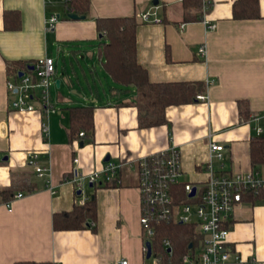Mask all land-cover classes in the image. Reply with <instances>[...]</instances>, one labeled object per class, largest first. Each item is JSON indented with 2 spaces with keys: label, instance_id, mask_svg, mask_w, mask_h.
Segmentation results:
<instances>
[{
  "label": "crops",
  "instance_id": "1",
  "mask_svg": "<svg viewBox=\"0 0 264 264\" xmlns=\"http://www.w3.org/2000/svg\"><path fill=\"white\" fill-rule=\"evenodd\" d=\"M156 2L89 0L84 18L70 19L60 0H0V264H118L124 257L129 264H152L142 251L137 178L126 165L118 171V182L84 187V196L94 198L93 217H86L78 228L52 225L54 212L82 201L70 180L74 167L89 173L106 160L175 145L183 177L203 179L210 133L224 146L225 169L255 168L249 160V140L256 135L255 126L264 129V0H258L259 17L248 18L232 14L233 0H207L202 16L188 21L181 0ZM146 9H154L160 21H142L139 13ZM52 12L59 17L49 28L46 17ZM130 14L137 22L135 58L150 81L198 80L205 88L202 99L195 96L167 105L166 122L149 127L136 120L134 86L117 81L108 71L105 37L99 36L95 24V17ZM202 18L213 26L207 27ZM202 44L203 55L198 51ZM53 49L74 57L78 51L81 58L96 60L98 67L76 61L67 70ZM47 55L55 64L53 88H48L55 109L45 115L37 99L31 100V110L12 109L13 94L6 89V79L13 77L10 69ZM80 104L92 106V127L83 135L70 120V106ZM41 122L48 124L46 137ZM32 150L38 152L37 161L48 166L47 177L38 176L26 163ZM256 169L264 175L259 165ZM4 189L9 190L5 197ZM18 191L22 195L7 209L3 202ZM248 194L232 212L226 242L231 252L219 264H251L252 259L264 264V197ZM162 259L157 264H167Z\"/></svg>",
  "mask_w": 264,
  "mask_h": 264
},
{
  "label": "built area",
  "instance_id": "2",
  "mask_svg": "<svg viewBox=\"0 0 264 264\" xmlns=\"http://www.w3.org/2000/svg\"><path fill=\"white\" fill-rule=\"evenodd\" d=\"M65 5V12L73 10L69 0H60ZM204 8V7H203ZM58 12H52L46 17V26L52 27ZM142 21L159 22L161 17L154 9H146L139 13ZM207 27H212L206 18H202ZM182 26V24H181ZM200 54H205V46H199ZM55 69L52 56H44L29 63L24 68H16L13 77L6 79V89L13 94L10 107L18 110H31L34 107L32 99H37L43 112L54 110L49 101L48 87L51 75ZM21 72V73H20ZM204 94H197V98H204ZM251 118L257 116L249 115ZM41 130L46 137L47 122H41ZM256 135H264V129L254 127ZM83 135V130L77 132ZM207 147L209 157L203 166L205 178L187 179L183 177L179 149L169 145L164 149L150 151L135 157H125L120 161L106 160L100 168L89 173H82L76 167L72 168V181L75 193L84 196V187L95 183L118 182V171L122 165L133 168L137 178L136 188L139 193L138 222L143 237L142 251L146 254V243H149L151 254L155 253V264L160 263L162 253L152 251L153 240L159 226L167 224H186L192 227L196 240L188 245L187 251L179 260L168 259L167 264H219L226 261L231 252L226 243L228 238V223L235 207L245 194L258 188H264V175L258 169L227 170L222 163L224 146L212 139L208 133ZM38 152L28 151L26 163L34 168L38 176H48V166L37 161ZM214 160L217 163H214ZM76 162V158H74ZM47 180V179H46ZM45 180V181H46ZM22 195V191L13 193L3 202L7 209L13 199ZM188 243V244H189ZM158 246L170 255L172 253V239L168 234L158 237ZM235 260L241 261L235 256ZM118 264H129L124 257ZM251 264H261L258 260H251Z\"/></svg>",
  "mask_w": 264,
  "mask_h": 264
},
{
  "label": "trees",
  "instance_id": "3",
  "mask_svg": "<svg viewBox=\"0 0 264 264\" xmlns=\"http://www.w3.org/2000/svg\"><path fill=\"white\" fill-rule=\"evenodd\" d=\"M183 5V19L185 21L201 17L206 9L207 0H181ZM89 0H69L74 11L85 14ZM206 5V6H205ZM204 7V8H203ZM232 14L238 18L259 17L258 0H233ZM98 33L104 35L102 40L105 63L110 74L118 81L134 86L136 97L132 104L136 105L138 125L149 127L166 122L164 110L169 104H177L192 101L197 93L205 90L204 84L198 80L191 81H150L146 75L145 68L135 58V26L136 18L133 14L95 17ZM11 66L8 65V69ZM15 70L14 67L10 69ZM12 71V72H13ZM92 106L75 105L70 106V120L72 127H81L83 132L91 130ZM242 114V112H241ZM245 119L247 115H244ZM85 130V131H84ZM249 160L252 167L264 164V135H253L249 140ZM9 190H2L3 197L8 195ZM251 197H264V188L248 194ZM95 214L94 198L89 196L83 201L75 204L71 209L54 212L52 225L55 228H78L83 225L86 217ZM168 234L172 239V253L168 255L158 246V237ZM196 236L191 226L186 224L161 225L156 231L153 240L152 251L162 253V260H179L187 251L188 243H194ZM15 264H47L41 261H23Z\"/></svg>",
  "mask_w": 264,
  "mask_h": 264
},
{
  "label": "rangeland",
  "instance_id": "4",
  "mask_svg": "<svg viewBox=\"0 0 264 264\" xmlns=\"http://www.w3.org/2000/svg\"><path fill=\"white\" fill-rule=\"evenodd\" d=\"M93 48H95V46H93ZM96 49V48H95ZM59 53H60V56H59ZM52 54L56 57V56H59V59L58 60H60V63H62L63 65H65V67H66V69L68 70V69H70V66H71V64L73 65V64H75V62L76 61H80V63L82 64V66H84L86 63L85 62H87L88 63V65H89V67H92L93 66V64L94 65H96V67H98L97 66V64H96V60L94 61V62H90L89 60V56H86L84 59L83 58H81L80 57V53H78V51H75V57H74V55H72V53H68V51L66 50V52H65V50H63V52H60V51H56L55 49H53L52 50ZM74 54V53H73ZM72 55V56H71ZM86 68V67H85ZM66 73V72H65ZM53 74L51 75V83H50V85H49V89L53 86ZM75 80V79H74ZM104 85V84H103ZM96 86H98V90L99 91H101V88H100V85H99V83L98 82H96ZM53 88V87H52ZM51 103V102H50ZM260 166V169H261V171L264 173V164H261V165H259ZM85 188H88V186H85ZM147 260H148V262L149 263H155V261H154V256L153 255H151V256H149L148 258H147Z\"/></svg>",
  "mask_w": 264,
  "mask_h": 264
},
{
  "label": "water",
  "instance_id": "5",
  "mask_svg": "<svg viewBox=\"0 0 264 264\" xmlns=\"http://www.w3.org/2000/svg\"><path fill=\"white\" fill-rule=\"evenodd\" d=\"M152 2L154 3V4H156L157 2H156V0H152ZM66 17H68V18H70V19H72V18H75V19H82V18H84V15L83 14H78L76 11H74V10H71V11H67L66 12ZM102 34L101 33H99V36H101ZM21 73V72H20ZM55 82H56V84L58 83V79H56L55 80ZM80 143H82V141H80ZM93 196V195H92ZM189 246H191V243H189L188 244ZM146 246H147V249H146V256L147 257H149L150 256V254H151V251H150V246H149V243L147 242L146 243Z\"/></svg>",
  "mask_w": 264,
  "mask_h": 264
}]
</instances>
